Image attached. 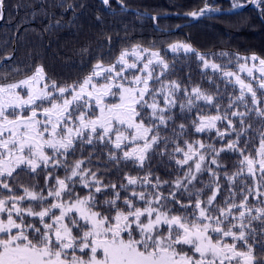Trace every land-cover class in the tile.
<instances>
[{
    "label": "snow or ice",
    "instance_id": "6c2138e0",
    "mask_svg": "<svg viewBox=\"0 0 264 264\" xmlns=\"http://www.w3.org/2000/svg\"><path fill=\"white\" fill-rule=\"evenodd\" d=\"M102 2L109 4V0ZM248 2L255 4L264 17V0ZM4 7L5 0H0V20L4 18ZM74 7V4H68L65 11ZM232 7L243 5L233 0ZM211 11L218 9L205 3L198 12L187 15L199 17ZM168 47L174 53L181 49L185 53L195 52L189 44L181 42ZM197 56L205 68L221 70L220 65L205 59L203 54L197 53ZM240 59L259 60L260 71L264 73V59L255 53L251 57L237 56V60ZM239 68L243 71L245 65L240 64ZM168 69L169 63L159 50L137 44L131 50L123 49L111 64L105 65L98 60L82 80L72 84L58 86L51 81L41 86L45 81L42 66L24 79L0 83V187L12 191L6 181L17 169H28L32 174L37 169L47 172L46 195L43 188L37 192L34 190L36 185H33V190L23 189L24 195L0 197V264H233L234 261L235 264H256L246 229H251L253 220L264 223V208H256L257 215H250L252 209L248 208L247 200L251 195L264 196L260 191L264 188V132L260 133L257 149L259 159L245 155V149L238 146L241 137L251 129V124L246 125L244 121L253 109L231 112V116L240 121L237 131L227 109L223 116L219 114L220 105L214 103L213 95L199 86L189 91L186 87L182 89L178 81H165L163 77ZM247 71L251 76L252 69ZM233 75L223 71L225 78ZM236 83L240 86V94L230 99L228 108L237 101L247 108L246 93L251 94L254 106L259 103L251 84L244 83L239 76H236ZM153 84L159 86L153 87ZM259 88L264 89V78H261ZM181 91L184 100L178 101ZM108 98L118 102L108 103ZM200 101L216 107L217 115L197 113L196 119L191 121L195 132L217 129L218 121L227 120L228 129H217L216 135L223 139L235 132V139L219 149L202 141L184 140L185 150L177 142L188 127L183 123L177 126L178 132L175 128L172 130L174 139L161 136V129H167L169 122H174L172 111L177 105L181 113H191ZM254 110L257 116L264 118V110L259 107ZM170 140L175 147L168 152ZM78 143L81 146L111 145L114 150H122L131 144L133 147L123 151L121 157L115 151L110 152L108 160L117 164L121 160L132 161L140 168H143L149 153L163 143L164 148L159 154H167L170 158L182 154L183 159H175V163L180 168L187 166V170L171 182L161 181L157 176L153 183L150 170L143 177L125 174L127 183H121L120 189L139 185L145 189L151 187L153 191H132L131 198L124 197L121 207L118 205L120 191L116 190L117 185L104 184L97 176L99 169L84 168V159L69 164L68 157L75 154ZM225 151H238L243 157L239 161V171L231 175L224 173L230 186L243 174L244 166L247 175L254 179L259 172V181L255 184V191L247 185L240 189L242 194L246 192L240 204L226 198L225 206L221 207L214 205L221 190L220 174L205 165L207 154L211 156L207 164L216 165L217 169L222 167L218 158ZM49 167L53 171H48ZM57 168H63L65 176H56L55 184L49 186ZM205 170L209 172L210 180L204 188L212 185L215 188L211 196L201 200L204 189H197L194 182ZM77 181L87 189V195L74 192ZM169 184L174 190L164 195L160 189ZM109 190L113 196L98 202L97 194ZM181 190L189 197L187 204L176 199L177 192ZM235 195L236 192L230 190V196L234 198ZM25 200L29 201L27 208L20 206ZM137 202H143L145 206L139 207ZM173 202L184 210L183 213L173 214V208L169 207ZM33 203L39 205L38 211ZM101 207L103 211L97 210ZM189 208H192L191 212H188ZM233 209L239 212L238 216L233 215ZM246 212L249 214L248 224L244 223ZM27 218H35L40 226L28 222ZM230 218L239 223H231ZM226 223L228 227L224 226ZM226 238H231L232 242H227ZM241 242L247 251L238 250Z\"/></svg>",
    "mask_w": 264,
    "mask_h": 264
},
{
    "label": "trees",
    "instance_id": "16d2710c",
    "mask_svg": "<svg viewBox=\"0 0 264 264\" xmlns=\"http://www.w3.org/2000/svg\"><path fill=\"white\" fill-rule=\"evenodd\" d=\"M247 0H237L243 3ZM205 3L213 9L232 8L233 0H109V4H103L102 0H5V16L0 25V61L13 52L14 43L16 51L14 56L3 63L0 67V83H8L20 77L29 75L37 67L43 68L47 82L55 81L58 86L72 84L83 79L91 70L92 66L99 60L105 65L111 64L119 56L123 49L131 50L133 45H142L144 48L159 50L160 54L169 63L167 74L163 77L165 81H178L182 89L199 86L207 94L214 96V103L220 105L222 116L227 109L228 117L233 120L236 130L240 129V121L231 116L233 111L246 112L253 109L245 117V124H251V129L241 137L239 148H244L245 155H250L257 159V149L260 144V133L264 132V118L257 116L255 108L264 110V89H260L253 83L252 87L257 92V105L252 104L250 93L245 94L244 104L239 101L232 108H228L230 99H234L240 94V87L234 82V75L230 78L223 76V71L238 73V67L243 63H257L251 59L237 60V56L251 57L255 53L264 59V17L260 14L259 8H247L235 13H223L220 15H205L204 17L181 26L178 30H172L176 26L189 20L184 16L195 10H200ZM68 4H74V9L65 11ZM63 5L64 7H62ZM136 9V11H133ZM139 11V12H138ZM140 12L153 14L172 13L170 16L157 18V23L151 17L144 16ZM177 13V15H175ZM99 17V19H98ZM22 27V28H21ZM21 28V29H20ZM110 38V39H109ZM174 42L189 44L195 52L185 53L183 49L172 52L168 45ZM197 53L203 54L205 59L221 66V70H213L211 67L205 68L203 62L198 58ZM227 54V55H222ZM131 60V57H129ZM142 66V65H140ZM17 69V71H13ZM159 72V68L156 69ZM5 75L7 79H5ZM245 80H249L242 74ZM153 84V87H158ZM178 101L184 100L183 91L178 96ZM111 102L117 101L108 98ZM162 103V102H161ZM197 113L200 115H217L216 107L206 105L205 102H198V107L191 113H181L179 106L173 109L174 122H169L167 129H161V136L173 138V129L179 131L178 125H187V130L177 141L180 147L185 148L184 140L202 141L213 144L219 149L225 146L229 140L235 139V132L220 139L216 135L217 129L225 131L228 129L227 120L217 122V129L196 133L191 125V121L196 119ZM230 131V130H229ZM247 146L245 147V142ZM175 144L169 142L167 151L171 152ZM164 148L161 143L160 148L149 153V158L145 161L143 168L134 165L132 161L121 160L119 164L108 160V154L115 151L118 157L123 154L122 150H114L111 145H83L76 146L74 155L68 157L69 164L77 159H84V168H90L97 172L104 184L115 183L117 191H120V201L118 205L123 207V199L127 195L131 198L132 191H153L151 187L145 189L139 185L129 186L127 190L119 188L121 183H127L125 174L143 177L149 170L152 172V181L158 176L161 181H173L178 176H183L187 166L180 168L176 165L175 159H183L179 154L175 158L169 155H160ZM186 150V148H185ZM202 152L204 150H201ZM91 154V155H90ZM90 156V162L88 158ZM243 157L238 151H225L220 153L218 163L222 167L217 169L216 165H209L207 161L211 156L206 154V167H211L218 171L219 184L221 190L217 194L214 205L224 207L227 198L229 202L240 204L244 199V194L240 189L245 185L253 187L259 181V172L255 179L247 175V168L244 166L243 174L237 177L233 185H229L224 173L231 175L240 170L239 161ZM190 164L193 162L190 161ZM258 167V165H257ZM48 171H53L49 167ZM47 172L37 169L35 174L30 170L17 169L12 178L7 179L12 191L0 187V197L24 195L23 189L29 188L39 192L45 188V177ZM63 178L65 171L63 168L54 170L53 178L49 181V186L55 184V177ZM210 174L205 170L198 174L195 181L197 189L203 188L200 196L201 200H206L211 196L215 185L204 188V184L209 182ZM191 189V185H189ZM174 190L172 186L163 185L160 191L168 195ZM230 190L235 191V197L230 196ZM264 192V188L260 189ZM75 193L81 196L87 195V189L81 187L77 181ZM113 196L111 190L104 194H97L98 202L109 199ZM64 199H67L65 196ZM176 199L187 204L189 197L187 193L177 192ZM194 203L195 197H192ZM51 200H49V203ZM23 208L29 207V201L25 200L21 205ZM32 206L38 211L39 205ZM47 206V205H45ZM137 206L144 207L143 202H137ZM248 208L252 209L250 215H257L256 208H264V196L256 197L251 195L247 200ZM173 208V214L183 213L174 202L169 204ZM97 210L103 211L104 208ZM246 211V209H240ZM192 208L188 209L191 212ZM58 214V211H57ZM233 215L238 216L239 212L233 209ZM248 213L244 223L248 224ZM28 222L40 226L35 218H27ZM231 223H239L238 220H231ZM228 227L229 224L224 225ZM251 229H255L254 232ZM251 229H246L248 233V243L253 246V255L256 264H264V223L262 220L251 221ZM238 231V229H234ZM231 243V238H226ZM238 250L247 251L241 242ZM79 254V253H78ZM235 264V261L233 262Z\"/></svg>",
    "mask_w": 264,
    "mask_h": 264
},
{
    "label": "water",
    "instance_id": "95a60500",
    "mask_svg": "<svg viewBox=\"0 0 264 264\" xmlns=\"http://www.w3.org/2000/svg\"><path fill=\"white\" fill-rule=\"evenodd\" d=\"M240 4H242L243 7H239V8H233V7H232V8H228V9H218V11L206 12L203 16H199V17H192V16L187 15L188 13H185L184 16L187 17L189 20H187V21L183 22L182 24L176 26V27L173 28L172 30H175V31H176V30H178L181 26L186 25V24H189V23H191V22H193V21H196V20H198V19L204 17L205 15H220V14H223V13H227V14H229V13L239 12V11H242V10L247 9V8H257V6H256L255 4L249 3L248 0H247L246 2H244V3H240ZM133 11H136V12H137L136 9H133ZM195 11L198 12L199 10H195ZM138 12H139V11H138ZM192 12H193V11H192ZM140 13H141L142 15H144V16H148V17L153 18V20H154V24L157 23V18H159V17H161V16H170V15L172 14V13L153 14V13H149V12H140ZM189 13H190V12H189ZM175 15H177V13H176ZM4 16H5V8H4ZM3 20H4V18H3ZM3 20H0V25L2 24ZM21 28H22V27H21ZM21 28H20V29H21ZM13 49H14V50H13V52H12L11 55H7V56H5V57L0 61V67L3 65V63H4L5 61L10 60V59L14 56L15 51H16V45H15V43H14Z\"/></svg>",
    "mask_w": 264,
    "mask_h": 264
},
{
    "label": "rangeland",
    "instance_id": "374dc122",
    "mask_svg": "<svg viewBox=\"0 0 264 264\" xmlns=\"http://www.w3.org/2000/svg\"><path fill=\"white\" fill-rule=\"evenodd\" d=\"M243 64L245 65V70L241 71L240 68L238 67V73L234 74V82L236 83V76H239L240 79L244 81V83H246V84H251V85H253V83H256L255 86L259 87V83H260L261 78H264V73H262V72L260 71L259 61H258L256 64H255V63H243ZM249 68L252 69V75H251V76H249L248 71H247V69H249ZM34 72H35V71H34ZM34 72L30 73L29 75H26V76L20 77V78H18V79H15V80H13V81H11V82H14V81H18V80L24 79V78L27 77V76H31V75H33ZM242 74H243L244 76H246V78H248L249 80H248V81L245 80V78L242 76ZM44 82H47L46 79H45V81H43V82L41 83V86H42V84H43ZM8 83H9V82H8ZM48 83H50V82H48ZM236 84L239 86L238 83H236ZM239 87H240V86H239ZM107 102H108V103H116V102H118V101L111 102L110 100H108ZM113 138H114V137H113ZM131 147H133V145L129 144L128 147L123 148L122 151H127V150H129ZM48 154L51 155V152L49 151ZM257 159H259V157H257ZM241 264H242V262H241Z\"/></svg>",
    "mask_w": 264,
    "mask_h": 264
}]
</instances>
